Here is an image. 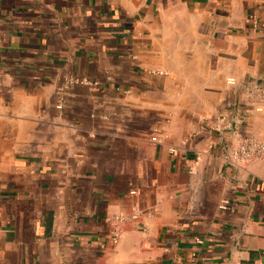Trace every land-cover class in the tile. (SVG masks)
<instances>
[{
    "label": "crops",
    "instance_id": "1",
    "mask_svg": "<svg viewBox=\"0 0 264 264\" xmlns=\"http://www.w3.org/2000/svg\"><path fill=\"white\" fill-rule=\"evenodd\" d=\"M241 133L264 141V0H0V264H264Z\"/></svg>",
    "mask_w": 264,
    "mask_h": 264
},
{
    "label": "built area",
    "instance_id": "2",
    "mask_svg": "<svg viewBox=\"0 0 264 264\" xmlns=\"http://www.w3.org/2000/svg\"><path fill=\"white\" fill-rule=\"evenodd\" d=\"M253 26H256L253 21ZM149 73L152 74H164L165 72L160 69H148ZM227 83L233 84L234 78L229 77ZM57 107H61L60 104ZM151 141H159L156 134L151 135ZM229 160L234 164H244L247 162L255 161L261 159L264 156V141L255 138L252 135L241 133L234 145L230 148ZM135 190H131L130 193H134ZM141 216V211L138 206H133L131 208V213L128 216L124 215H114L111 218V229L109 232V242L112 245L118 243L122 234V225L129 220H136Z\"/></svg>",
    "mask_w": 264,
    "mask_h": 264
}]
</instances>
